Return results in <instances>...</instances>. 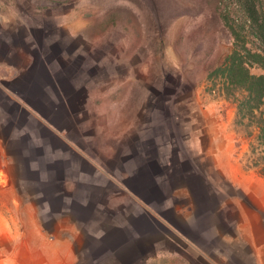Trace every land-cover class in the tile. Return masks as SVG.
I'll return each instance as SVG.
<instances>
[{"label": "crops", "instance_id": "0c3cea01", "mask_svg": "<svg viewBox=\"0 0 264 264\" xmlns=\"http://www.w3.org/2000/svg\"><path fill=\"white\" fill-rule=\"evenodd\" d=\"M35 29H28L32 40ZM64 33L74 37L77 32ZM50 62L43 70L0 62V93L16 104L10 107L8 132L0 127V195H8L0 209L14 210L5 216L10 226H25L23 243L12 244L2 264L9 257L10 264H85L86 257L90 264H124L125 258L134 259L133 264H264V188L249 191L236 185L252 193L256 208L249 211L241 202L228 204L225 187L211 186L205 112L202 119L198 116L200 135L195 139L201 169L192 173L185 164L179 167L186 186L161 189L153 177L152 187L141 181L142 172L124 165L116 154L120 146L110 141L113 127L118 128L116 136L134 129V112L141 106L134 102L137 93H117L115 99V93H108L113 88L109 76L100 93L96 82H77L68 68ZM142 94L149 118L145 123L152 124L150 93ZM193 111L187 109L183 123L186 131L192 127L187 163L195 153ZM110 114H117L118 121ZM214 168L219 178L237 181L217 158ZM151 188L160 194L152 200L147 198ZM232 213L230 232L223 225ZM43 214L51 216L54 228L47 227L49 232ZM16 236L11 229L12 243Z\"/></svg>", "mask_w": 264, "mask_h": 264}, {"label": "rangeland", "instance_id": "374dc122", "mask_svg": "<svg viewBox=\"0 0 264 264\" xmlns=\"http://www.w3.org/2000/svg\"><path fill=\"white\" fill-rule=\"evenodd\" d=\"M257 1L264 8V0ZM236 8L233 0H0V62L9 60L14 61L16 67L26 64L32 67L36 60L23 48L27 49L33 44L28 51L41 56L56 44L62 51L58 57L61 62L54 57L50 63L67 66L70 76L73 75L77 82H96L93 86L99 88L101 93L107 84L106 78L98 71L104 70L106 75L110 73L109 85L112 84L113 88H108V93H115V99L119 97L117 93H137L134 102L140 103L142 93H150L149 117L154 126L161 128L164 126L162 114L175 109L167 102L173 93L185 97V100L192 99L182 112L190 108L194 110L196 129L198 116L202 119L201 113L205 112L208 117L210 132L203 138L205 145L209 141L207 161L212 175L211 186L225 187L228 204L241 202L252 211L256 208V202L253 204L254 199L249 191L264 188L261 181H264V176L260 174V169L264 167V143L256 139L257 129L254 126L237 122L236 98H240L242 92L228 88L218 76L207 78L208 73L219 66L231 50L232 37L222 20V13L227 9L231 16H240L241 11ZM29 27L36 28L33 31L35 40L29 38ZM67 31L77 32L73 44L78 48L73 57L64 53L70 44L64 33ZM248 46L255 48L258 42L252 38ZM84 47L86 54L81 52ZM115 71L124 74L117 75ZM249 71L253 74L264 73L258 64L250 65ZM90 75L93 78H89ZM14 106L16 104L7 100L5 93H0V127L4 129V134L9 129L7 121L9 123L13 117L10 107ZM110 117L118 121L119 116L110 114ZM112 129L110 141L120 146L116 154L125 160L124 165H128V169L133 170L135 165L128 157L132 142L126 138L135 129L119 136L115 135L118 128ZM77 134L81 136L80 131ZM198 135L200 132L196 130L191 142L195 152L200 146L195 140ZM178 142L181 146L179 137ZM216 158L230 171L233 180L236 178L235 183L219 178L214 168ZM194 162H185L186 171L196 166ZM198 166H201L199 162ZM138 169L144 174L141 175L145 177L141 180L143 182L153 180L157 175L156 171L150 174L145 172L141 165ZM171 174L175 180L179 179L177 169L172 170ZM236 185L249 187V191L238 189ZM149 190L152 194L156 193L155 188ZM7 196L0 195V203L8 201ZM177 200L180 201L179 197ZM11 212L14 210L0 209V264L12 244L17 245L20 241L25 228L7 223L9 220L5 216ZM15 212L19 214V210ZM40 218L46 220V232H49L47 227L54 228L49 225L51 216L43 214ZM228 218L223 228L231 232L233 213ZM11 229L16 231L18 239L13 243ZM168 246L172 250L176 248L171 241ZM83 260L85 264L91 263L90 257ZM9 261L10 257L4 264H10ZM166 263L164 261L163 264ZM169 264L177 263L169 261Z\"/></svg>", "mask_w": 264, "mask_h": 264}, {"label": "trees", "instance_id": "16d2710c", "mask_svg": "<svg viewBox=\"0 0 264 264\" xmlns=\"http://www.w3.org/2000/svg\"><path fill=\"white\" fill-rule=\"evenodd\" d=\"M233 4L237 7L236 9L241 11L240 16H231L227 9L222 13V20L232 37L231 50L224 61L208 73L207 78L218 76L228 88L242 92L241 97L236 98L237 122L241 124L245 122V125L254 126L257 129L256 139L264 143V73L253 74L249 71V66L252 64H258L264 70V8L257 0H233ZM76 37L66 36V39L70 42L64 51L67 56L73 57L75 55L78 47L73 43ZM252 38L258 42V46L255 48L248 46V41ZM54 47L41 56L38 53L29 52L30 48H22L36 60L32 67L43 70L48 68V63L54 57H57L56 60L61 62L58 59L62 53L61 48ZM85 51L86 47L82 48L81 52L83 54H86ZM82 53L78 52L79 55H82ZM58 66L62 69L63 67L67 68L61 63H58ZM98 72L105 78L110 75V73L106 75L104 70ZM115 72L117 75L124 74V72ZM57 77L59 81L64 80L61 72L58 73ZM138 85L142 87L139 82ZM174 94L167 99V102L170 103V107L175 109L162 112L164 118L163 128L159 125L154 126L151 123H145L149 118L146 116L147 111L141 101V106L134 112V118L137 121L134 125L135 131L131 130L130 136L126 138L132 142L129 145L128 157L133 162L135 161L133 170L141 173L138 169V166L141 165L143 170L149 174L152 171H156L157 187L162 189L163 186L171 190L179 186H186V181L180 175L178 176L179 179L175 180L171 171L177 169L179 173V167L184 165L189 158L190 150L186 145V141L192 130L190 125L187 131L184 130L186 125H183V123H186L188 119H186L187 111L185 113L182 112L183 107L188 105L192 99L185 100V97ZM149 101L151 103V100ZM178 137L180 138L181 146L179 145ZM198 158V151H196L194 156L191 157V160L195 161L194 164L196 165L189 169L192 173L201 169L198 166ZM260 174L264 176V167L260 169ZM148 184L154 187L153 180L149 179ZM156 193L159 194L158 190ZM147 198L152 200L153 194H148ZM147 216L151 219L149 214ZM133 260L125 258L123 262L124 264H133Z\"/></svg>", "mask_w": 264, "mask_h": 264}]
</instances>
